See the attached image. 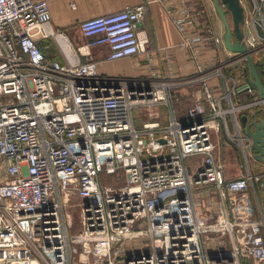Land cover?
Wrapping results in <instances>:
<instances>
[{
  "label": "built area",
  "instance_id": "built-area-1",
  "mask_svg": "<svg viewBox=\"0 0 264 264\" xmlns=\"http://www.w3.org/2000/svg\"><path fill=\"white\" fill-rule=\"evenodd\" d=\"M240 3L242 39L264 75V0ZM145 12L139 3L84 19L86 41L74 47L51 29L47 0H0V264H264V166L250 167L241 122L264 115V96L221 33L191 28L187 4L166 12L191 75L100 74L104 61L145 50ZM36 34L53 37L66 62L47 58ZM99 45L108 52L96 60ZM212 45L223 54L204 63L200 50ZM182 85L197 92L185 117L134 123L135 107L171 103ZM228 146L239 157L234 176ZM101 172L123 180L104 183Z\"/></svg>",
  "mask_w": 264,
  "mask_h": 264
},
{
  "label": "crops",
  "instance_id": "crops-1",
  "mask_svg": "<svg viewBox=\"0 0 264 264\" xmlns=\"http://www.w3.org/2000/svg\"><path fill=\"white\" fill-rule=\"evenodd\" d=\"M47 2L51 29L54 33L61 32L66 42L74 47L86 41L79 29V23L82 20L117 11L125 5L145 4L146 12L138 25L140 35L146 39L145 50L132 57L104 61L98 65V71L102 75L150 78L153 72L155 75L162 76H189L193 73V64L188 59L186 50L179 44L180 34L166 12L169 7L177 10L182 4H187L194 12V25L191 28L202 29L209 25L215 32L223 33V24L210 0H47ZM36 40L47 58L58 60L61 63L66 62L64 54L53 37H42L36 34ZM59 40L64 44L62 38ZM223 50L221 45L202 48L200 58L204 63L215 62L217 55ZM107 52V45H99L90 49L91 56L96 60L104 57ZM173 94L179 97L172 99L171 103L156 102L135 107L133 109L134 123L139 125L149 118L166 122L171 114L178 118L185 117L186 106L196 99L197 92L188 85H182L177 87ZM229 156H234V154L231 152ZM249 161L254 171L264 166V162L252 157ZM229 167L226 170L228 176L239 173V171L232 170V166ZM259 191L260 198L264 202V192ZM250 196L257 210V200L252 190H250ZM200 205L203 207L205 204Z\"/></svg>",
  "mask_w": 264,
  "mask_h": 264
},
{
  "label": "water",
  "instance_id": "water-1",
  "mask_svg": "<svg viewBox=\"0 0 264 264\" xmlns=\"http://www.w3.org/2000/svg\"><path fill=\"white\" fill-rule=\"evenodd\" d=\"M213 9L223 24V44L226 49L242 53L248 64L250 78L248 81L253 84L260 96H264V84L259 71L249 53L244 41V8L240 0H210ZM244 88H240V91ZM259 108L252 114L251 118L241 114V122L245 131L251 136V149L253 157L264 162V115L259 116ZM264 112V109H262Z\"/></svg>",
  "mask_w": 264,
  "mask_h": 264
},
{
  "label": "rangeland",
  "instance_id": "rangeland-1",
  "mask_svg": "<svg viewBox=\"0 0 264 264\" xmlns=\"http://www.w3.org/2000/svg\"><path fill=\"white\" fill-rule=\"evenodd\" d=\"M63 40V39H62ZM247 91L244 92V96L247 95ZM255 95H250V97L248 98H253ZM147 117V116H145ZM212 138L215 139V135L212 134ZM225 150L228 151L229 150V146L228 147H225ZM231 151L233 152L234 156H226V161H227V164L228 166H234L235 165V162H238L239 160V157H237L236 155V152L234 150V148H231ZM230 151V153H231ZM199 157V155H195V156H192V157H189L187 159V162L189 164H192V162L197 159ZM1 173V172H0ZM101 177L103 179V182L104 183H118V182H121L123 180V175L117 177V178H113L112 175L110 174H106L104 172H101ZM77 198L75 196H71L70 197V200L66 203L65 205V210L69 211V213H71V219H72V229H76L77 228V225H78V220H79V209H78V205H77Z\"/></svg>",
  "mask_w": 264,
  "mask_h": 264
},
{
  "label": "trees",
  "instance_id": "trees-1",
  "mask_svg": "<svg viewBox=\"0 0 264 264\" xmlns=\"http://www.w3.org/2000/svg\"><path fill=\"white\" fill-rule=\"evenodd\" d=\"M258 71H259V74H260V77L262 78L263 82H264V75L263 73L261 72L260 68L257 67Z\"/></svg>",
  "mask_w": 264,
  "mask_h": 264
},
{
  "label": "bare ground",
  "instance_id": "bare-ground-1",
  "mask_svg": "<svg viewBox=\"0 0 264 264\" xmlns=\"http://www.w3.org/2000/svg\"><path fill=\"white\" fill-rule=\"evenodd\" d=\"M65 48H68V46L66 45V47ZM35 264V263H34Z\"/></svg>",
  "mask_w": 264,
  "mask_h": 264
}]
</instances>
